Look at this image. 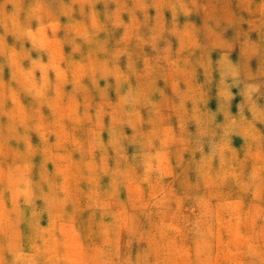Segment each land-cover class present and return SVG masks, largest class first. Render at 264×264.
Segmentation results:
<instances>
[{"label":"clouds","instance_id":"1","mask_svg":"<svg viewBox=\"0 0 264 264\" xmlns=\"http://www.w3.org/2000/svg\"><path fill=\"white\" fill-rule=\"evenodd\" d=\"M0 264H264V0H0Z\"/></svg>","mask_w":264,"mask_h":264},{"label":"rangeland","instance_id":"2","mask_svg":"<svg viewBox=\"0 0 264 264\" xmlns=\"http://www.w3.org/2000/svg\"><path fill=\"white\" fill-rule=\"evenodd\" d=\"M234 59H235V54H234V57H233ZM234 104H235V102H234ZM211 107H215V102L213 101V103L210 105ZM240 143V141L239 140H237L236 141V144L238 145Z\"/></svg>","mask_w":264,"mask_h":264}]
</instances>
